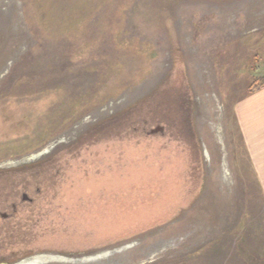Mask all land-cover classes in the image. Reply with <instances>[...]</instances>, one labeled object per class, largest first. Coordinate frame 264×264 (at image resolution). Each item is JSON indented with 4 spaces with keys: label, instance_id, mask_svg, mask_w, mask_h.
Segmentation results:
<instances>
[{
    "label": "rangeland",
    "instance_id": "1",
    "mask_svg": "<svg viewBox=\"0 0 264 264\" xmlns=\"http://www.w3.org/2000/svg\"><path fill=\"white\" fill-rule=\"evenodd\" d=\"M263 77L264 0H0V264H264Z\"/></svg>",
    "mask_w": 264,
    "mask_h": 264
},
{
    "label": "crops",
    "instance_id": "2",
    "mask_svg": "<svg viewBox=\"0 0 264 264\" xmlns=\"http://www.w3.org/2000/svg\"><path fill=\"white\" fill-rule=\"evenodd\" d=\"M236 113L252 171L264 191V88L246 94L239 101Z\"/></svg>",
    "mask_w": 264,
    "mask_h": 264
},
{
    "label": "trees",
    "instance_id": "3",
    "mask_svg": "<svg viewBox=\"0 0 264 264\" xmlns=\"http://www.w3.org/2000/svg\"><path fill=\"white\" fill-rule=\"evenodd\" d=\"M264 88V77H263V83H262V85H260L259 87H255L254 89H252V90H250V93H252V92H254V91H257V90H260V89H263ZM186 129H187V127H186ZM189 137H190V135H189ZM193 137H195V135H194V133L192 134L191 133V140L193 139ZM193 141V140H192ZM192 141H189L188 143L189 144H192L191 142Z\"/></svg>",
    "mask_w": 264,
    "mask_h": 264
},
{
    "label": "water",
    "instance_id": "4",
    "mask_svg": "<svg viewBox=\"0 0 264 264\" xmlns=\"http://www.w3.org/2000/svg\"><path fill=\"white\" fill-rule=\"evenodd\" d=\"M158 130L161 131V132H163V127L158 126L156 131H158ZM45 153H47V151L38 154L37 157L40 156L41 154L44 155ZM42 155H41V156H42ZM33 157H34V158H37V157H35V156H33ZM26 199H27V196H25V200H26ZM0 215H1L2 217H4V218L6 217V215H3L2 213H0Z\"/></svg>",
    "mask_w": 264,
    "mask_h": 264
},
{
    "label": "bare ground",
    "instance_id": "5",
    "mask_svg": "<svg viewBox=\"0 0 264 264\" xmlns=\"http://www.w3.org/2000/svg\"><path fill=\"white\" fill-rule=\"evenodd\" d=\"M33 260V259H32ZM44 259H38V260H36V261H32V262H30V263H28V264H38V263H40L41 261H43ZM28 261H31V260H28ZM28 261H26L25 263H27ZM25 263H23V264H25Z\"/></svg>",
    "mask_w": 264,
    "mask_h": 264
},
{
    "label": "flooded vegetation",
    "instance_id": "6",
    "mask_svg": "<svg viewBox=\"0 0 264 264\" xmlns=\"http://www.w3.org/2000/svg\"><path fill=\"white\" fill-rule=\"evenodd\" d=\"M1 213V212H0ZM40 259V258H39ZM5 262V261H4ZM29 262V261H28ZM7 263V262H6ZM25 263V262H24Z\"/></svg>",
    "mask_w": 264,
    "mask_h": 264
}]
</instances>
